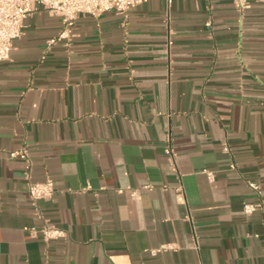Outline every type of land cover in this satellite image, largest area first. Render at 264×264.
<instances>
[{
    "label": "crops",
    "instance_id": "0c3cea01",
    "mask_svg": "<svg viewBox=\"0 0 264 264\" xmlns=\"http://www.w3.org/2000/svg\"><path fill=\"white\" fill-rule=\"evenodd\" d=\"M61 30L39 10L0 62V264H264V3L147 0L49 46ZM48 178L51 242L28 196Z\"/></svg>",
    "mask_w": 264,
    "mask_h": 264
},
{
    "label": "built area",
    "instance_id": "2783aa9c",
    "mask_svg": "<svg viewBox=\"0 0 264 264\" xmlns=\"http://www.w3.org/2000/svg\"><path fill=\"white\" fill-rule=\"evenodd\" d=\"M147 0H0V62L9 60L13 43L22 36L24 22L41 9L49 14L58 17L62 22V30L57 38L49 41V46L58 41L72 37L73 27L76 20L81 15H91L98 17L104 13L114 11L126 16L127 13L144 4ZM240 11L250 7L252 2H262L264 0H232ZM170 6L173 0H166ZM224 153H230V148L224 145ZM166 154L173 158L171 148H166ZM10 157H20L27 161L25 151L13 152ZM29 169V166H27ZM210 180L214 179L212 172H206ZM251 189L260 194L261 189L257 183H249ZM56 193V186L53 180L46 179L42 182H30L28 186V196L35 209L36 216L43 220L44 225L41 234L46 242L66 238L67 233L57 226L49 223L43 217L40 202L51 199ZM256 204H245L243 211L249 215L257 210ZM174 249V246L164 245L152 253Z\"/></svg>",
    "mask_w": 264,
    "mask_h": 264
}]
</instances>
